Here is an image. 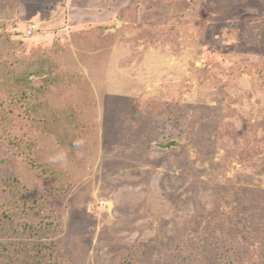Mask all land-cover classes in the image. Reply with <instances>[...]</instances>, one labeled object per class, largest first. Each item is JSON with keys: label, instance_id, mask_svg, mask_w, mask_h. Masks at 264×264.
<instances>
[{"label": "rangeland", "instance_id": "374dc122", "mask_svg": "<svg viewBox=\"0 0 264 264\" xmlns=\"http://www.w3.org/2000/svg\"><path fill=\"white\" fill-rule=\"evenodd\" d=\"M2 104L39 166L0 165V264H264V0H0Z\"/></svg>", "mask_w": 264, "mask_h": 264}, {"label": "trees", "instance_id": "16d2710c", "mask_svg": "<svg viewBox=\"0 0 264 264\" xmlns=\"http://www.w3.org/2000/svg\"><path fill=\"white\" fill-rule=\"evenodd\" d=\"M39 73H40L39 71L31 72L26 75L25 80L27 82H33L35 81V79L34 78L30 79L29 77L32 75H34V77L38 76ZM39 82L40 83L38 85L33 84L35 85L34 86L35 89H39L42 86L41 80ZM34 93L38 94L39 92L35 90ZM28 96L29 95L25 96L24 100L21 99L20 97L14 98V96L11 99V101L14 104L20 103V107L22 110L20 113H23L24 111L27 112V110H29L28 108H30V111L28 112H31V107H34L37 104L36 97H35V100L32 102L30 100H27ZM3 108H4V105L2 104V107H0L1 109L0 110V129L6 128L7 134H6V131L1 132L0 130V145L6 148L7 151L4 154L2 152L0 153V165H2L4 161L6 162L7 160L6 154H10L11 156L19 157L21 159L20 161H22L21 163L25 167L36 169L39 166V164L36 161L37 159L36 156L31 154V150L28 149L30 147V143H27L25 139H24L25 142H22L20 139L15 138L16 130L14 127L15 125H18V121H19L18 119H16V116H19L20 113L18 112V115L16 116L11 115V111H13L12 108L9 109L10 114L4 112V110H2ZM30 116H31V119L29 120V123L36 124L40 120L37 118L33 120L32 114H30ZM17 133H18L17 134V137H18L20 136V133L24 134L25 132H22L20 128L19 131H17ZM21 137H24V136L22 135ZM37 178H38V181L41 183L40 186L38 185L36 186L37 190L29 189V187H25L23 184L20 183V181L17 178L11 177L10 175L8 178H6L7 184L10 187L9 191L14 189V193H12L13 197H12L11 202L15 208L19 209L22 213L29 215L30 217H33L34 215L39 217L40 219V221L38 220L39 222H41L42 219H44V217L45 218L49 217V219H45L46 223L43 224V228H42V224H41V228L35 227V229L33 230L34 235H36L37 232L41 230L48 231V229H53L57 225V222L53 220L52 218H50L51 217L50 214H44L45 212H48L45 205L47 204L46 200L50 199L53 196L52 194H55V196L56 195L58 196L60 192H58L57 190H60L62 186L61 183H57V181L61 179L59 177L51 176L50 180L52 183H49L48 185L46 184V180L42 178L40 173H37ZM54 181H55V184H54ZM41 214H43V216ZM46 246L48 245H45V248ZM52 264H54V262ZM122 264H129V262L127 259H124Z\"/></svg>", "mask_w": 264, "mask_h": 264}, {"label": "clouds", "instance_id": "9594fccd", "mask_svg": "<svg viewBox=\"0 0 264 264\" xmlns=\"http://www.w3.org/2000/svg\"><path fill=\"white\" fill-rule=\"evenodd\" d=\"M86 141L83 138H77L73 141V147L76 149H81L85 145ZM82 154V153H77ZM48 163L54 165H60L61 167H66L68 164V153L63 148H58L48 157Z\"/></svg>", "mask_w": 264, "mask_h": 264}, {"label": "water", "instance_id": "95a60500", "mask_svg": "<svg viewBox=\"0 0 264 264\" xmlns=\"http://www.w3.org/2000/svg\"><path fill=\"white\" fill-rule=\"evenodd\" d=\"M119 24H120V21H117L115 27L110 28V30H111V31H114V30L119 26ZM174 144H175L174 141H169V142H167V143H165V144H159V147H161V148H167V147H169V146H171V145H174ZM108 205L110 206V205H111V202H109Z\"/></svg>", "mask_w": 264, "mask_h": 264}, {"label": "built area", "instance_id": "2783aa9c", "mask_svg": "<svg viewBox=\"0 0 264 264\" xmlns=\"http://www.w3.org/2000/svg\"><path fill=\"white\" fill-rule=\"evenodd\" d=\"M35 29V25L30 24L26 30V34H30L32 32V30Z\"/></svg>", "mask_w": 264, "mask_h": 264}]
</instances>
